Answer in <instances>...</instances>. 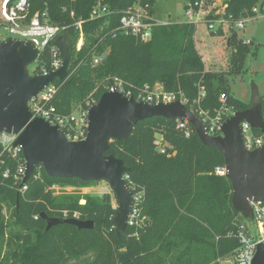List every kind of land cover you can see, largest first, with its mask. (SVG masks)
I'll return each instance as SVG.
<instances>
[{
    "label": "trees",
    "instance_id": "trees-1",
    "mask_svg": "<svg viewBox=\"0 0 264 264\" xmlns=\"http://www.w3.org/2000/svg\"><path fill=\"white\" fill-rule=\"evenodd\" d=\"M96 1L30 0L29 13L47 10L50 22L66 26L63 34L72 44L67 77L55 81L57 90L51 99L59 113L69 114L74 105L87 99L97 102L113 76L123 80L134 95L144 84H161L196 114L205 110L214 116L223 104L233 111L250 107L230 94L227 85L228 75L242 72L252 46L231 25L227 70H206L195 46V23L156 24L151 38L142 42L121 33L119 19L135 3L153 15L156 0H103L108 13L91 19ZM196 1L200 0H187L184 8ZM223 2L227 4L224 18L230 22L254 17L256 5L263 13L264 0ZM206 18L216 16L210 13ZM78 21L83 43L76 50ZM221 32L219 28L212 34ZM52 45L40 52L35 72L49 68ZM106 49L105 59L92 65V56ZM221 93L226 95L225 103L219 100ZM259 107L264 121V98ZM187 128L191 130L188 136L177 127V121L155 116L138 121L126 139L109 142L106 153L122 159L128 188L143 193L140 216L145 225H127L126 242L115 233L112 216L116 208L109 194L55 196L52 185L91 181L51 177L40 165L25 182L27 188L20 191L14 174L23 162L22 153L14 157L0 145V264H205L208 261H201L205 258L219 264L217 258L231 256L240 245L241 226H247L249 219L233 209L229 180L214 172L216 166L225 165L221 152L204 145L191 125ZM252 131L255 136L264 134V128ZM156 134L163 139L164 153L153 143ZM5 171L7 176H3ZM41 213L92 220L93 226L79 229L58 223L47 229Z\"/></svg>",
    "mask_w": 264,
    "mask_h": 264
},
{
    "label": "water",
    "instance_id": "water-1",
    "mask_svg": "<svg viewBox=\"0 0 264 264\" xmlns=\"http://www.w3.org/2000/svg\"><path fill=\"white\" fill-rule=\"evenodd\" d=\"M54 44L62 60L61 66L46 74H31L29 66L36 62L39 54L35 43L11 37L0 40V133L16 134L12 146L20 147L25 160L22 183L28 180L36 165L42 166L51 177L107 181L118 203L112 216L115 233L121 234L126 242L129 239L127 219L132 205V191L125 180L127 168L121 158L106 151L110 141L126 139L138 121L159 116L187 121L204 145L216 147L221 152L226 178L232 188V207L248 219L253 217L250 202L264 200V145L247 150L240 124L248 122L252 128H264L259 107L263 98L254 83L250 107L226 118L221 124L220 135H208L197 114L180 100L148 103L126 97L120 91H104L88 109L86 137L71 141L58 125L41 117H32L28 105L44 86L67 77L72 44L62 34L56 37ZM40 216L46 221L47 229L58 223L79 229L93 226L92 220L48 217L45 213ZM251 264H264V243L257 244Z\"/></svg>",
    "mask_w": 264,
    "mask_h": 264
},
{
    "label": "built area",
    "instance_id": "built-area-1",
    "mask_svg": "<svg viewBox=\"0 0 264 264\" xmlns=\"http://www.w3.org/2000/svg\"><path fill=\"white\" fill-rule=\"evenodd\" d=\"M102 1L103 0H97L91 9V19L102 17L108 13V6ZM211 4V8L213 10L211 8H207L208 10L206 11L203 9L204 6L202 0L198 2L196 1L194 5L189 4L188 8L185 9L187 21L195 24L203 22L206 24L208 31L215 32L223 23H228L234 30H242L245 23L249 19L253 18H241L230 22L224 18V12L227 6L226 3L219 2L216 4L213 1ZM29 5L30 0H0V29L6 31L9 35L16 36L18 39L32 40L39 50L38 57L40 52L52 42L53 45L51 46V61L49 68L46 69L42 67L41 73L35 72L34 70L32 72L29 71L31 74H46L49 71L57 70L61 66L62 60L59 51L54 44V40L58 35H64L63 31L66 29V26H59L50 22L47 10L35 11L30 14ZM194 7H197V9ZM210 10H212L210 13L216 16V18H206V16L210 14ZM252 10L257 16L261 14L257 5L253 7ZM156 24L167 23L158 21L154 17V14L150 15L146 8L142 7L138 3H135L122 12L117 29L125 35H131L144 42L151 38L152 27ZM76 27L79 31V37L76 42L75 49L79 50L83 43L81 21L76 22ZM245 42L248 43L249 40H246ZM107 53L108 52L105 51L99 54H94L91 59L92 65L101 63L105 59ZM55 81L44 86L37 96L29 101L28 105L32 117H41L52 125H58L59 129L65 133L68 140L78 141L84 139L87 134L88 109L96 102L92 99H87L83 104L74 105L69 114L59 113L55 106L51 103V99L57 90ZM106 91H120L126 97H133L136 101L148 103H169L175 100H180L183 103L182 99H177L174 93L165 91L162 85L158 83L153 86L144 84L142 87L137 88V92L134 95L131 89L125 87L123 80L116 76L113 78V82L108 86ZM203 95L204 90L200 89V96ZM219 100L225 103L226 95L221 93ZM234 113L235 111H233L231 106L223 104L214 116L210 115L208 111L205 110H199V114H197V116L204 124L207 134L210 136H216L221 134L220 127L222 122L225 120L224 116H231ZM188 125L190 124L187 121L177 120V127L183 128L187 136L191 131L187 128ZM240 125L243 144L247 150H253L264 145V134L255 136L252 131L253 128L248 122H242ZM15 138L16 134L6 132L0 133V145L14 157L18 156L19 152H21L20 147L12 146ZM153 143L160 153H164L165 145L160 135H155ZM24 172L25 160L23 158V162H19L14 174L15 181H20V191H24L27 188L25 182L22 183ZM214 172L217 175L226 176L227 170L225 165L216 166ZM7 174L8 171H5L3 176H7ZM56 187L57 185H52L50 189L54 190ZM142 201V192L132 193V205L130 207L127 225L139 227L145 225V218L140 216ZM250 203L252 206L253 217L249 220L253 223V226L256 227L257 233L253 234L251 229L249 230L247 226L242 225L241 231L238 234L240 245L237 249H235L231 256L222 257V259L220 258L224 261L223 264H251L257 244L264 243V200L255 202L251 201Z\"/></svg>",
    "mask_w": 264,
    "mask_h": 264
},
{
    "label": "rangeland",
    "instance_id": "rangeland-1",
    "mask_svg": "<svg viewBox=\"0 0 264 264\" xmlns=\"http://www.w3.org/2000/svg\"><path fill=\"white\" fill-rule=\"evenodd\" d=\"M203 1V9L204 11L208 10L207 8L212 7V2L214 1L216 4L219 2H223V0H202ZM187 3V0H156L154 4V12L156 15V18L159 20L163 21H168V22H179V21H185L187 19V16L185 14V4ZM212 9V8H211ZM257 16V18H254L253 21L252 18L249 19L246 22V27L249 25L251 28L261 20V16ZM251 21V22H249ZM197 29L195 31V41L196 44L199 45V42H203L204 44L201 47L202 52H206V56L204 57V62L206 65L212 64L216 59V53L211 52L206 50L207 47H210V34L207 33V26L206 24H196ZM7 37L11 38H17L14 35H9L6 31L3 29H0V40H3ZM107 51L108 49L104 50L103 52ZM35 69V63L29 66V71L32 72ZM244 70V69H243ZM246 70V69H245ZM113 76L111 78V83L113 82ZM227 85L229 87L230 94H233L237 97H242L246 101H248L249 96L252 93V83L251 80L254 81V84L260 85L263 84L264 82V77L262 74H257L255 75L254 73L250 74L249 72L247 73H242L240 74H233V75H228L227 76ZM77 105V104H76ZM93 182V183H92ZM52 194L55 196L59 195H78L81 197H84L86 195L92 196V197H100L104 194H109L111 198V203L114 208H117L118 203L117 199L113 193L112 188L110 187L109 183L105 180H100V181H91L90 184L86 185H77V184H66V185H57L56 189L51 190ZM81 203L84 202V198H80ZM247 227L253 234H256V227L253 226V223L249 220L247 223ZM224 258V257H223ZM222 259V258H221ZM220 258H217V262L219 264H223L224 261H222ZM201 261H208L205 264H213L214 261L201 259Z\"/></svg>",
    "mask_w": 264,
    "mask_h": 264
},
{
    "label": "crops",
    "instance_id": "crops-1",
    "mask_svg": "<svg viewBox=\"0 0 264 264\" xmlns=\"http://www.w3.org/2000/svg\"><path fill=\"white\" fill-rule=\"evenodd\" d=\"M262 10H263V13H261L262 17H261V20L257 23V25L251 28L250 25L246 27V23H245L244 28L242 30H235L237 35L240 38L244 39V41L249 40L252 43V46L250 47V51L246 55V58H245V63H244V68H243L244 70H242L240 75L242 73L244 74V73L249 72L250 74L254 73L255 75L262 74V76L264 77V4L262 7ZM154 17L156 18L155 12H154ZM254 18H257V15L254 16L251 21H253ZM157 20L162 23H170L168 21H163L159 19ZM185 21H187V19ZM179 22H184V21H179ZM198 24L200 25V24H205V23L200 22ZM196 29H197V25H196ZM220 29L222 31L220 34H212V32L208 31L207 29V33L210 34L211 39H210V45H209L210 47H207L206 50L207 52L211 51V52L216 53V58H215L216 60L212 64H210V66L205 64L204 57L206 56L205 54L206 52H202L201 47H200L204 43L199 42V45H198L196 44V41H195V46L198 52L200 53V55L202 56V60L204 62V67L206 70H213V71L227 70L229 53H230L229 35H230L231 28L228 23H223L220 26ZM194 40H195V35H194ZM251 83H254V81L251 80ZM255 85L257 86L259 95L262 96V98H264V83L261 84V88H260V85L258 84H255ZM233 96L237 97L235 95ZM250 97L251 96H249L248 101H246L242 97H237V98L250 104Z\"/></svg>",
    "mask_w": 264,
    "mask_h": 264
}]
</instances>
